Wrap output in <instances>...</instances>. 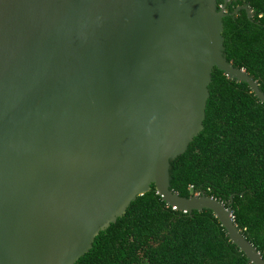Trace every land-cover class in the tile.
Instances as JSON below:
<instances>
[{
  "label": "water",
  "instance_id": "1",
  "mask_svg": "<svg viewBox=\"0 0 264 264\" xmlns=\"http://www.w3.org/2000/svg\"><path fill=\"white\" fill-rule=\"evenodd\" d=\"M227 2L0 0V264H75L152 184L173 209L211 210L264 264L231 202L170 187L215 68L264 103L224 54Z\"/></svg>",
  "mask_w": 264,
  "mask_h": 264
},
{
  "label": "trees",
  "instance_id": "2",
  "mask_svg": "<svg viewBox=\"0 0 264 264\" xmlns=\"http://www.w3.org/2000/svg\"><path fill=\"white\" fill-rule=\"evenodd\" d=\"M240 5L251 18L244 9L231 14ZM223 23L227 60L264 92V0H228ZM209 92L203 130L170 163V187L182 197L199 192L231 202L235 224L264 259V103L217 68ZM75 264L252 263L211 210L173 209L152 184Z\"/></svg>",
  "mask_w": 264,
  "mask_h": 264
},
{
  "label": "built area",
  "instance_id": "3",
  "mask_svg": "<svg viewBox=\"0 0 264 264\" xmlns=\"http://www.w3.org/2000/svg\"><path fill=\"white\" fill-rule=\"evenodd\" d=\"M193 186H190V189H192ZM200 193L199 192H196L195 195H199Z\"/></svg>",
  "mask_w": 264,
  "mask_h": 264
},
{
  "label": "flooded vegetation",
  "instance_id": "4",
  "mask_svg": "<svg viewBox=\"0 0 264 264\" xmlns=\"http://www.w3.org/2000/svg\"><path fill=\"white\" fill-rule=\"evenodd\" d=\"M227 4H228V2H227ZM241 6V5H240ZM226 10H227V5H226Z\"/></svg>",
  "mask_w": 264,
  "mask_h": 264
},
{
  "label": "clouds",
  "instance_id": "5",
  "mask_svg": "<svg viewBox=\"0 0 264 264\" xmlns=\"http://www.w3.org/2000/svg\"><path fill=\"white\" fill-rule=\"evenodd\" d=\"M200 194H201V193H200ZM200 194H199V195H200ZM194 195H195V194H194Z\"/></svg>",
  "mask_w": 264,
  "mask_h": 264
}]
</instances>
